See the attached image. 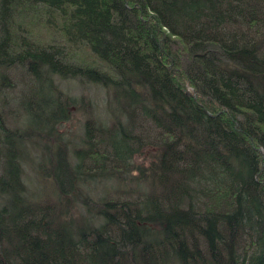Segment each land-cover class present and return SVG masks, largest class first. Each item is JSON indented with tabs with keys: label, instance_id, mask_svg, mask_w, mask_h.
I'll return each instance as SVG.
<instances>
[{
	"label": "trees",
	"instance_id": "16d2710c",
	"mask_svg": "<svg viewBox=\"0 0 264 264\" xmlns=\"http://www.w3.org/2000/svg\"><path fill=\"white\" fill-rule=\"evenodd\" d=\"M16 72L0 264H264V0H0V86Z\"/></svg>",
	"mask_w": 264,
	"mask_h": 264
},
{
	"label": "rangeland",
	"instance_id": "374dc122",
	"mask_svg": "<svg viewBox=\"0 0 264 264\" xmlns=\"http://www.w3.org/2000/svg\"><path fill=\"white\" fill-rule=\"evenodd\" d=\"M41 30L44 31L43 28H41ZM44 34H41V36L44 37L43 36ZM81 56L84 55L81 54ZM12 75L13 77L10 80V82L12 81L11 82L12 86H7V85L5 86V84H1L0 86V103L1 102L3 103L4 111L5 110L10 111L11 112L10 114L12 115L14 114L15 116L21 114V107L18 104V98L21 95V92L25 86L24 83L22 84L21 75L19 73L16 72L13 73ZM55 81L59 84L60 88L63 89L65 92L68 91V93L70 92L75 95L85 94L89 98V100L92 101L91 103L94 105V113H96L97 115H105L104 113L105 92L101 86L95 84L83 86L79 81L71 78L63 79V81L60 78H56ZM7 119L9 123L15 125V121L14 122L12 121V117L9 115V113ZM82 120H83V115L81 113H75L73 114L70 120L66 121L62 125V127L65 130H68V132L70 131L71 133L70 137L74 141H76V139L79 138L81 132ZM149 151L148 148L146 149L144 148L141 153L136 154L135 160L138 162L147 161V159L150 156L148 154ZM40 152H41V148L31 147L28 155L30 158H33L35 162V159H37V157L40 156ZM44 162H46V160H44ZM38 167L39 166L37 163H33V166H29L28 163L23 165L24 178L26 180V183L28 184V189H29L27 195H29V193H32L37 196L40 194H44L47 188L49 187L50 181L48 179L43 181L40 177L37 176L35 172L36 170L35 168Z\"/></svg>",
	"mask_w": 264,
	"mask_h": 264
},
{
	"label": "bare ground",
	"instance_id": "6f19581e",
	"mask_svg": "<svg viewBox=\"0 0 264 264\" xmlns=\"http://www.w3.org/2000/svg\"><path fill=\"white\" fill-rule=\"evenodd\" d=\"M27 19H30V18H27ZM31 20V19H30ZM30 20H28V21H30ZM32 22V21H31ZM34 23V22H33ZM31 25V24H30ZM36 25V24H35ZM35 25H33V26H35ZM35 28V27H34ZM36 28H39V27H37L36 26ZM43 28V27H42ZM40 29H41V27H40ZM31 30H33V28L31 29ZM39 30V29H38ZM45 30V32H46V29H44ZM40 31H42V30H40ZM34 32H36L37 33V31H34ZM39 32V31H38ZM41 33H43V32H41ZM47 33H48V31H47ZM47 33H45V36L47 37ZM44 34V33H43ZM44 36V35H43ZM48 36H49V34H48Z\"/></svg>",
	"mask_w": 264,
	"mask_h": 264
}]
</instances>
